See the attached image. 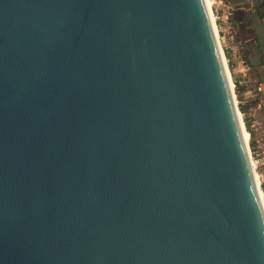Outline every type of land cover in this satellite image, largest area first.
<instances>
[{
	"label": "water",
	"instance_id": "95a60500",
	"mask_svg": "<svg viewBox=\"0 0 264 264\" xmlns=\"http://www.w3.org/2000/svg\"><path fill=\"white\" fill-rule=\"evenodd\" d=\"M0 264H264L204 0H0Z\"/></svg>",
	"mask_w": 264,
	"mask_h": 264
},
{
	"label": "rangeland",
	"instance_id": "374dc122",
	"mask_svg": "<svg viewBox=\"0 0 264 264\" xmlns=\"http://www.w3.org/2000/svg\"><path fill=\"white\" fill-rule=\"evenodd\" d=\"M229 2L231 9L216 2L212 4L210 0L217 39L231 81L240 75L239 70L243 63L249 68L246 79L251 85L254 81L264 79V17L260 10L264 0H229ZM224 16H227L226 20ZM233 91L238 107L241 91H235L234 88ZM243 107L246 108L244 114L249 121L245 132L251 131L247 144L249 145L250 140L254 141L251 148L249 145V150L259 153L264 146L259 144L261 139L264 141V113L254 110L253 105ZM240 120L242 121L241 116Z\"/></svg>",
	"mask_w": 264,
	"mask_h": 264
},
{
	"label": "built area",
	"instance_id": "2783aa9c",
	"mask_svg": "<svg viewBox=\"0 0 264 264\" xmlns=\"http://www.w3.org/2000/svg\"><path fill=\"white\" fill-rule=\"evenodd\" d=\"M214 3L227 7L231 9L229 4L225 3V0H213ZM261 14L264 17V3L261 5ZM225 20L227 19V16H224ZM242 68L239 70V76L236 77L233 82V87L235 91H241V94L239 95V101L238 105L241 106H248L253 105L254 110L263 111L264 113V79L254 81L249 85V82L247 81L246 74L249 71V68L245 67L242 63ZM248 116V115H247ZM246 117L245 114H243L242 119L244 123V118ZM245 126V124H244ZM246 127V126H245ZM250 138V135H249ZM264 145L263 139L259 141V144ZM251 159L254 163V168L256 171V174L258 176V180L260 182V188L262 190L263 194V200H264V146H262L261 151L258 153L251 152Z\"/></svg>",
	"mask_w": 264,
	"mask_h": 264
},
{
	"label": "bare ground",
	"instance_id": "6f19581e",
	"mask_svg": "<svg viewBox=\"0 0 264 264\" xmlns=\"http://www.w3.org/2000/svg\"><path fill=\"white\" fill-rule=\"evenodd\" d=\"M204 1H205V5H206V8H207L209 17H210V21H211L212 28H213V31H214V34H215V37H216V41L218 42L217 34H216V30H215V24H214V17H213V14H212L211 10H210V0H204ZM211 2H212V4L214 3L213 0H211ZM218 45H219V42H218ZM219 47H220V45H219ZM220 51L222 52L221 48H220ZM222 55H223V52H222ZM223 59H224V55H223ZM224 65H225V71H226L227 79H228L230 88L232 89L233 98H234V91H233L234 87H233V83H232V81H231V79L229 77V74H228V68H227L225 59H224ZM234 102L236 104L235 98H234ZM236 106H237V104H236ZM240 116L242 117V114H240V112L238 110V107H237V117H238V120H239V123H240L242 137H243L244 143H245V145L247 146V149H248V156H249L250 166H251V169H252V172H253V176H254V181H255L256 187L258 189V195H259L260 201H261L263 209H264V200H263L262 190L260 188V182L258 180V176H257L255 168H254V163H253V161L251 159V152L249 150V145L247 144V141H249V134L247 132H245L246 128L244 126V123L242 124L243 119L241 121L240 120Z\"/></svg>",
	"mask_w": 264,
	"mask_h": 264
},
{
	"label": "trees",
	"instance_id": "16d2710c",
	"mask_svg": "<svg viewBox=\"0 0 264 264\" xmlns=\"http://www.w3.org/2000/svg\"><path fill=\"white\" fill-rule=\"evenodd\" d=\"M238 107H239V111H240V113L243 115L244 114V111H245V107H243V106H241V105H238ZM248 119L245 117L244 118V124H245V126L248 128V122L249 121H247ZM248 131V133L250 134V136H251V131H249V130H247ZM253 144H254V141H252V140H250V142H249V145H250V148L253 146Z\"/></svg>",
	"mask_w": 264,
	"mask_h": 264
},
{
	"label": "crops",
	"instance_id": "0c3cea01",
	"mask_svg": "<svg viewBox=\"0 0 264 264\" xmlns=\"http://www.w3.org/2000/svg\"><path fill=\"white\" fill-rule=\"evenodd\" d=\"M225 3H226V4H229V5L231 4V3L229 2V0H225Z\"/></svg>",
	"mask_w": 264,
	"mask_h": 264
}]
</instances>
